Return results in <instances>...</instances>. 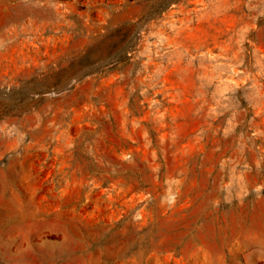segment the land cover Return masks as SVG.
<instances>
[{
  "label": "rangeland",
  "instance_id": "obj_1",
  "mask_svg": "<svg viewBox=\"0 0 264 264\" xmlns=\"http://www.w3.org/2000/svg\"><path fill=\"white\" fill-rule=\"evenodd\" d=\"M0 264H264V0H0Z\"/></svg>",
  "mask_w": 264,
  "mask_h": 264
},
{
  "label": "bare ground",
  "instance_id": "obj_2",
  "mask_svg": "<svg viewBox=\"0 0 264 264\" xmlns=\"http://www.w3.org/2000/svg\"><path fill=\"white\" fill-rule=\"evenodd\" d=\"M27 10H28V12L29 13H33L34 12V8L33 7H28L27 8ZM23 13V12H22ZM27 15V14H26ZM32 15V14H31ZM31 15H30V17H31ZM29 16V15H28ZM27 16V17H28ZM29 22H27L26 24L24 23V24H22L21 25V28H24V29H26V30H28L29 32H32V30L34 29V26H35V24L33 23V22H31L30 20H28Z\"/></svg>",
  "mask_w": 264,
  "mask_h": 264
}]
</instances>
